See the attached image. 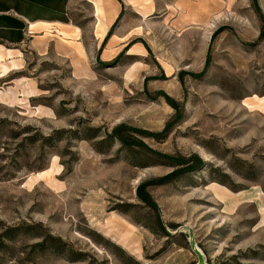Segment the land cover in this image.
I'll use <instances>...</instances> for the list:
<instances>
[{
    "label": "rangeland",
    "instance_id": "374dc122",
    "mask_svg": "<svg viewBox=\"0 0 264 264\" xmlns=\"http://www.w3.org/2000/svg\"><path fill=\"white\" fill-rule=\"evenodd\" d=\"M148 1L109 46L96 13L79 12L86 54L73 65L23 46L0 66V221L64 244L37 252L19 237L3 264H264V0ZM120 125L145 147L99 153L69 133L100 140ZM198 160L147 189L158 215L136 198Z\"/></svg>",
    "mask_w": 264,
    "mask_h": 264
},
{
    "label": "crops",
    "instance_id": "0c3cea01",
    "mask_svg": "<svg viewBox=\"0 0 264 264\" xmlns=\"http://www.w3.org/2000/svg\"><path fill=\"white\" fill-rule=\"evenodd\" d=\"M151 8L148 0H0V66L18 63L23 46L41 56L52 49L73 65L86 54L76 25L79 12L96 13V34L102 40L121 12H147ZM115 37L122 39L123 35Z\"/></svg>",
    "mask_w": 264,
    "mask_h": 264
},
{
    "label": "trees",
    "instance_id": "16d2710c",
    "mask_svg": "<svg viewBox=\"0 0 264 264\" xmlns=\"http://www.w3.org/2000/svg\"><path fill=\"white\" fill-rule=\"evenodd\" d=\"M123 12H121L116 19L115 23L112 25L111 29L107 33L106 37L103 40V44L106 43V41L109 39L111 36L113 30L115 29L116 25L118 24ZM165 101L166 103L172 107L175 108V101L170 98L165 96ZM63 132L56 131L54 134L49 136L48 138L45 139V143H48V145L52 146L53 143H56L61 140V134ZM75 139H80V140H90L93 141V147L94 149L102 153L103 151H108L111 148H113L115 145L119 146V153L124 152L128 155L134 154L136 151L135 148H140V147H145L142 143L138 142L132 135L134 132L130 131L128 128L125 126H118L114 128L110 134H105L101 137L100 140H96L97 138L100 137L99 135V130L96 128H84L80 130H74L69 132ZM30 143H35L37 140L35 138H30ZM105 147V148H104ZM148 149V148H147ZM155 154L154 152H151ZM157 155V154H155ZM159 159L160 157L157 156ZM129 158V157H128ZM127 159V157H126ZM163 161V160H161ZM141 165V164H140ZM150 165H158L157 163L155 164H149V165H141V167H148ZM183 165V164H181ZM137 166V165H136ZM179 166V165H178ZM203 166V163H201L199 160L196 165L194 166H188L186 168H176L175 170L171 171L170 173L166 174L165 176L154 178L151 180H147L143 183H140L137 188H136V198L138 199L139 202H141L145 207L149 208L152 210L156 215H158V208L156 203L153 201L152 197L148 193L147 189L149 187L153 186H164L171 184L184 175L196 171L200 169V167ZM139 167V166H138ZM223 178H227L226 174H222ZM218 183L221 185L225 186V182L217 180ZM229 188V187H227ZM232 192L237 193L241 190L239 189H232L229 188ZM159 217V216H158ZM158 224L160 228V233L164 236L167 235V232L164 228V226L161 224L160 219L158 218ZM32 237L38 239L36 243L32 245L33 249H35L37 252H43L47 249L53 248L55 250H60L64 244H62L61 240L59 238H54L48 233L42 232V227L38 225H29L26 223H21L16 226H8L4 224L3 222L0 221V252H4L5 249L9 247V244L14 242L16 239L19 237ZM21 264L23 262H20ZM0 264H3L0 262Z\"/></svg>",
    "mask_w": 264,
    "mask_h": 264
}]
</instances>
